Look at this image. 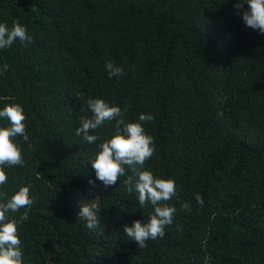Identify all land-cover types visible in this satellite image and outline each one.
<instances>
[{"label": "trees", "instance_id": "1", "mask_svg": "<svg viewBox=\"0 0 264 264\" xmlns=\"http://www.w3.org/2000/svg\"><path fill=\"white\" fill-rule=\"evenodd\" d=\"M235 3L0 0V23L32 37L0 49V109L20 104L29 137H16L24 165L5 167L0 185L9 198L30 189L31 209L7 214L28 211L17 225L24 264H264V34ZM108 60L125 75L109 78ZM89 97L119 106L126 122L154 117L140 122L154 140L143 167L175 181L165 203L176 211L143 248L124 227L147 222L153 206L128 193L130 170L105 188L90 161L115 121L92 144L75 134ZM95 199L93 230L77 214Z\"/></svg>", "mask_w": 264, "mask_h": 264}, {"label": "clouds", "instance_id": "2", "mask_svg": "<svg viewBox=\"0 0 264 264\" xmlns=\"http://www.w3.org/2000/svg\"><path fill=\"white\" fill-rule=\"evenodd\" d=\"M234 9L246 27L264 34V0H236ZM16 41L25 46L32 43V37L26 27L18 21H14L11 28L5 23H0V49L11 47ZM105 68L109 78L125 75L123 68L111 60L106 61ZM6 71L7 65H4L0 73ZM81 111H90L92 115L79 118L80 127L76 129L75 134L89 144L100 139L97 135L90 134L91 132L106 122L115 121L113 134L110 138L101 140L95 158L90 160L96 178L108 188L117 184L119 178L125 175L126 169L130 170L131 175L123 181L128 193H138L141 207L150 203L154 208V214L149 216L147 222L135 220L132 226L125 225L126 237L134 240L139 248L145 247L149 239L162 238L165 227L172 223L176 211L175 207L165 203L176 195V186L173 179L158 178L143 167L145 161L154 153V140L145 132L140 122L151 121L154 117L141 114L140 122H126L123 118L125 112L119 106L92 97L86 100V107H82ZM0 119L8 122L7 126H0V185H4L8 179L4 168L24 165L22 149L16 137L22 136L24 141H28L29 137L25 131L26 116L20 104L5 105L0 109ZM89 183L94 184V181L89 180ZM29 193L28 186L20 187L10 198L7 193H0V264H24L17 225L28 219V211H24L18 218H10L7 214L18 213L21 209L30 210L33 200ZM196 200L198 204L203 205L199 195ZM91 201L79 203L77 215L86 220L89 229L94 230L100 225L101 208L97 199ZM182 208L190 210L187 203H184Z\"/></svg>", "mask_w": 264, "mask_h": 264}]
</instances>
